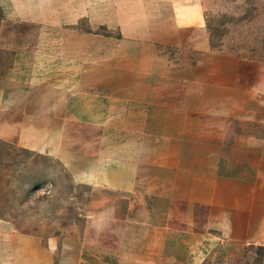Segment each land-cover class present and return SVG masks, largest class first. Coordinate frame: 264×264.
<instances>
[{
	"label": "crops",
	"instance_id": "0c3cea01",
	"mask_svg": "<svg viewBox=\"0 0 264 264\" xmlns=\"http://www.w3.org/2000/svg\"><path fill=\"white\" fill-rule=\"evenodd\" d=\"M0 10V49L13 54L0 140L114 196L90 203L78 248L0 218V264H181L183 205L209 210L207 228L230 210L219 197L255 192L219 173L221 118L257 111L245 107L239 60L212 49L202 0H0ZM165 49L199 57L183 66Z\"/></svg>",
	"mask_w": 264,
	"mask_h": 264
},
{
	"label": "rangeland",
	"instance_id": "374dc122",
	"mask_svg": "<svg viewBox=\"0 0 264 264\" xmlns=\"http://www.w3.org/2000/svg\"><path fill=\"white\" fill-rule=\"evenodd\" d=\"M202 7L213 51L239 60L245 107L257 111L246 119L224 122L221 118V131L214 133V140L222 144L219 173L228 172L257 188L254 192L244 184L236 193L219 197L218 206L230 210H217L207 228L209 210L199 206L188 210L183 205L181 264H264V0H202ZM2 22L0 10V29ZM99 32L108 34L104 28ZM162 51L183 66L199 57L192 51ZM12 60L11 52L0 49V75ZM251 89L254 100L249 98ZM124 113L118 110L119 122L124 121ZM85 137L93 142L95 132L87 129ZM84 149L94 153L95 147ZM92 191L93 186L75 182L58 160L23 149L16 141L0 140V218L13 222L18 231L55 237L78 248L90 203L114 198L108 192Z\"/></svg>",
	"mask_w": 264,
	"mask_h": 264
}]
</instances>
